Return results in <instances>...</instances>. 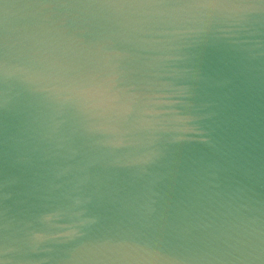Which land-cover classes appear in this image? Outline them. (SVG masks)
<instances>
[{"label":"water","instance_id":"95a60500","mask_svg":"<svg viewBox=\"0 0 264 264\" xmlns=\"http://www.w3.org/2000/svg\"><path fill=\"white\" fill-rule=\"evenodd\" d=\"M0 264H264V0H0Z\"/></svg>","mask_w":264,"mask_h":264}]
</instances>
